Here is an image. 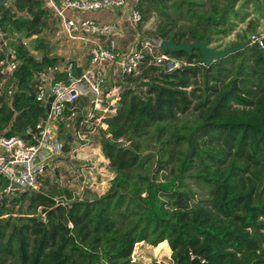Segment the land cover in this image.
Here are the masks:
<instances>
[{
  "label": "trees",
  "instance_id": "trees-1",
  "mask_svg": "<svg viewBox=\"0 0 264 264\" xmlns=\"http://www.w3.org/2000/svg\"><path fill=\"white\" fill-rule=\"evenodd\" d=\"M247 1L136 6L143 21L158 16V36L180 44L225 36L243 20ZM49 11L42 0H0L6 35L42 40H30L37 56L8 40L18 65L10 74L0 69V135L26 138L46 117L33 74L59 61L43 41ZM246 42L209 65L198 50L168 51L185 63L169 70L151 64L125 77L107 130L95 139L114 172L107 189L90 198L71 199L67 188L4 198L0 264H131L135 243L162 241L172 264H264V38L263 46ZM191 181L207 194L197 199Z\"/></svg>",
  "mask_w": 264,
  "mask_h": 264
},
{
  "label": "built area",
  "instance_id": "built-area-1",
  "mask_svg": "<svg viewBox=\"0 0 264 264\" xmlns=\"http://www.w3.org/2000/svg\"><path fill=\"white\" fill-rule=\"evenodd\" d=\"M12 1L3 0V4L8 6ZM42 2L59 19L56 36L82 41L85 64L62 58L35 70L36 101L46 108L48 99L52 97V100L46 117L32 130H27L26 138L17 134L0 135V204L6 197L28 190L39 191L42 176L49 170L55 171L54 162L66 156L64 147L74 138L84 145L92 143V137H100L101 130H107L105 119L114 112L125 77L138 75L151 64H163L169 70L185 63L161 51L163 39L160 36L155 34V39L143 35L140 29L142 13L136 6L137 0ZM99 10L127 11L126 19L137 30L135 48L126 50L112 37L119 29V21L77 16ZM5 35L0 27V52L7 55L0 60V69L4 74H10L18 65L17 49L3 39ZM263 38L264 35L251 34L249 43L263 46ZM107 77L116 80L111 87L106 86ZM10 89H6L7 94L11 93ZM4 92L0 84V96ZM106 136H109L108 132ZM87 164L88 161H84L81 168ZM92 169L95 171L94 165ZM78 180L81 183L71 190V199L82 197L87 188L83 176Z\"/></svg>",
  "mask_w": 264,
  "mask_h": 264
},
{
  "label": "rangeland",
  "instance_id": "rangeland-1",
  "mask_svg": "<svg viewBox=\"0 0 264 264\" xmlns=\"http://www.w3.org/2000/svg\"><path fill=\"white\" fill-rule=\"evenodd\" d=\"M243 5L242 9L245 11L243 14V20L236 21L233 28L225 36H222L217 41L210 42L211 46L222 49L227 46L239 44V41L241 40H244L243 42L249 41L251 34L264 35V0H248L247 2H244ZM100 11L105 10L95 12ZM146 17L147 18L142 22L140 29L144 32L143 35L145 37L155 38L156 33L154 31L159 22V18L155 13L146 14ZM46 21L47 26L44 29L45 36L43 41L47 52L51 55L52 52H57L58 49H62L66 44L64 43V39L55 35L58 23L51 11L48 12ZM8 40L7 42L9 45H16L15 42ZM40 42H42L41 39H32V44L37 45ZM67 47H69V44L66 45V48ZM173 59L177 58L173 57ZM180 61L178 62L180 63ZM106 79L109 80V77ZM107 83L108 82L106 81V86ZM190 116L191 114H188V117ZM89 144L92 143L87 142L86 144L81 145V141L77 138L70 141L67 146L68 150L65 151L66 156L54 162L57 171H47L42 176L41 185L38 190L46 194H52V188L57 191L67 188L71 191L75 188V185H79L81 183V181L78 180V177L83 176L87 185V188L82 192L84 197L90 198L95 194L104 192L109 185V181L114 175V172L110 170L108 164H104L99 157L98 159L92 157L90 158V161L87 158L86 160L89 161L87 164L88 166L84 168H81V166L84 165V161H86L84 157L83 159H80L79 162H74L78 160L77 156H82L89 150ZM94 163L96 165L95 171L92 169V165ZM190 185L191 188L196 191L195 196L197 199H201L203 195L207 194L205 189L195 185L192 181L190 182ZM55 198L58 200L61 199L63 202L68 201L67 198L61 197L57 194H55ZM135 244L133 252L130 256L131 264H149L154 259L159 264H172L170 259L171 250L166 241H162L156 246H152L146 242H139L136 245Z\"/></svg>",
  "mask_w": 264,
  "mask_h": 264
},
{
  "label": "crops",
  "instance_id": "crops-1",
  "mask_svg": "<svg viewBox=\"0 0 264 264\" xmlns=\"http://www.w3.org/2000/svg\"><path fill=\"white\" fill-rule=\"evenodd\" d=\"M126 13H127V11H121V10H116V11L105 10V11L93 12V13H90V12L82 13V14L80 13L77 16L89 17V18L97 19V20L119 21V23H120L119 29L115 33L112 34V37L124 49L131 50V49L135 48L137 45V40H136L137 30H135L130 25L128 20L126 19ZM56 21H57V18H56ZM57 23H58V21H57ZM60 38L64 39L65 40L64 43L66 45L69 44V47L66 48V45H65V47H63L62 49H58L57 52H52L51 55H55V56L59 57V59L72 58V59H75L76 62H78L80 65H84L85 64V57H84V54L82 52V49H83L82 41L70 40L64 36L63 37L60 36ZM0 67H1V65H0ZM107 82H108L107 87H111L113 82H116V80H114V79H113V81L107 80ZM92 138H94V139H93L92 144L88 145L89 150L86 153H84L82 156H77L78 160L74 161V162H76V163L79 162L80 159H83V157L85 158V160L88 158L89 161H90V158H92V157L97 158V159L99 157L100 160H102L104 164H108V161L106 159H104V157L102 156L100 148L98 146H95L96 137H92ZM88 160H86V161H88ZM93 165L96 168L95 163Z\"/></svg>",
  "mask_w": 264,
  "mask_h": 264
},
{
  "label": "water",
  "instance_id": "water-1",
  "mask_svg": "<svg viewBox=\"0 0 264 264\" xmlns=\"http://www.w3.org/2000/svg\"><path fill=\"white\" fill-rule=\"evenodd\" d=\"M57 21H59V19L57 18ZM37 34H33L30 37H19L16 35H5L3 39L8 40V39H13L16 42H21L25 45V47L30 50L32 53H34L36 56L37 51L33 50L31 45H30V40L32 38H36ZM2 42V41H1ZM247 44V42H242L236 45H231V46H227L225 48H216L210 45V41L209 39H205V40H199V38H195L194 40L188 42V43H175L173 41V39L169 38V39H163L160 43V49L163 53H167L168 51H184L186 54L190 55L193 50H198L199 52V60L201 63L205 64V65H209L212 61L223 57L229 53H232L238 49L243 48L245 45ZM52 100V97H50L48 99V102L46 103V111L49 110V106H50V101ZM79 117H77L78 119ZM55 171H57V169H55ZM154 260L151 261L154 262ZM150 264V263H149Z\"/></svg>",
  "mask_w": 264,
  "mask_h": 264
}]
</instances>
